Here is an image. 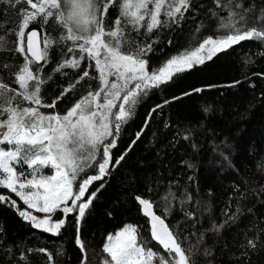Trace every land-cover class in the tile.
<instances>
[{"label": "snow or ice", "instance_id": "6c2138e0", "mask_svg": "<svg viewBox=\"0 0 264 264\" xmlns=\"http://www.w3.org/2000/svg\"><path fill=\"white\" fill-rule=\"evenodd\" d=\"M8 3L13 7L18 4L27 7L19 9L21 22L16 31L14 49L24 58L14 73L13 82L18 88L0 80V188L14 193L27 207L21 209L15 199L4 194H0V203L15 208L33 228L55 236H60L71 215L77 232L76 243L82 251L80 225L100 190L96 188L90 192L89 189L94 182L110 175V167L115 168L124 160L127 151L113 161L112 149L117 146L122 126L135 114L141 100L153 89L170 82L174 75L203 65L241 42L264 45V0H212L211 6L201 4L199 8L193 6L192 0H8ZM111 7L118 8L119 14L113 26L106 30L104 18ZM201 10L205 17L215 18L216 30L209 35H193L194 46L171 56L158 67L150 64L153 44L137 43L129 38L131 32L139 36L141 30L151 34L162 27L179 26L186 14L192 13L194 18ZM49 19H54L64 30L65 34L59 40L42 35L43 26ZM37 22L39 27L30 28ZM204 28L201 20L194 33H200ZM61 42L65 45L60 49L62 59L53 71L66 75L64 70L72 69L80 74L51 103H46L41 90L52 76H45L44 68L49 62L50 49ZM3 44L4 39L0 37V50H5ZM85 61L87 66L80 71ZM246 63H252L251 59ZM93 67L97 73L95 76L89 71ZM85 78L98 80L97 89L88 91L66 114L41 111L55 109L57 102ZM241 82L237 80L228 86L234 87ZM203 90L195 88L183 95ZM17 97L21 99L20 103L16 102ZM25 102L26 106H21ZM168 103L170 101L166 100L151 111L154 113ZM151 118L150 113L144 128ZM168 127L170 125L165 123V128ZM143 130L137 133V140ZM188 138V135L183 136L185 140ZM25 166L27 173L23 170ZM45 168L52 170L53 174L44 175ZM87 169H93L96 174H88ZM162 199L167 214H171L175 204L179 205L184 216L193 221L188 227L200 222L196 211L186 210L193 201L187 190L178 195L169 189ZM136 200L149 218L151 239L161 246L162 251L149 248L147 241L138 239L137 227L127 225L107 237L102 249L106 257L101 264H197L196 246H184L187 240L184 229L179 224L170 227L166 216L157 215L154 200L141 196ZM32 210L44 214L43 217L35 215ZM229 212L230 207L224 212L225 219L219 224L213 223L206 231L219 233L235 219L239 209L232 215ZM197 239L202 242L203 233ZM245 247L255 249L256 241L248 240ZM39 251L46 252L45 249ZM204 255L211 256V252L205 250ZM241 255L247 256V252ZM22 258L26 260V257ZM85 260L86 257L81 264H85Z\"/></svg>", "mask_w": 264, "mask_h": 264}, {"label": "trees", "instance_id": "16d2710c", "mask_svg": "<svg viewBox=\"0 0 264 264\" xmlns=\"http://www.w3.org/2000/svg\"><path fill=\"white\" fill-rule=\"evenodd\" d=\"M192 2L196 8L201 4L206 7L212 4V0ZM23 7L27 6L18 4L13 7L8 0H0V37L4 39L5 49L0 50V80L10 83L14 88H18L13 82L14 73L24 62L23 56L14 51L16 31L21 22L19 9ZM202 11L197 12L194 18L192 13L186 14L179 26L162 27L151 34L141 30L139 36L131 32L129 38L135 39L137 43H152L154 52L150 54V64L158 67L171 56L194 46L191 39L193 35H209L216 30L215 18L205 17ZM118 14V8L109 9L104 18L106 30L113 26ZM201 20L205 28L200 33H194ZM37 27L39 22L30 25V28ZM43 28L42 35L47 34L53 40H59L65 34L54 19H49ZM170 40L171 44L168 43ZM64 46V42H61L49 52L44 75H51L52 79L41 90V97L46 103H51L80 74L72 69H65L66 75L53 71L62 59L60 49ZM262 53L264 45L241 42L218 53L203 65L174 75L170 82L153 89L141 100L135 114L121 128L117 146L112 149L113 161L116 151L133 136L137 126L146 122L151 110L167 100L170 103L155 114L164 143L159 154L134 158L129 162L131 177L110 167V175L93 183L90 192L101 188V184L120 189L130 201L133 211L131 216H126L123 208L117 205L107 208L105 214L108 218L96 223L99 237L114 234L130 223L137 227L138 239L147 241L149 248L161 252V246L151 239L149 219L136 200L137 196H141L156 202V213L162 218L166 216V223L170 227L175 228L179 224L184 229V235L187 236L184 246H196L197 264H264V76L257 75L264 74ZM249 58L252 63L247 64ZM87 63L85 61L82 64L80 71ZM4 65L8 67L4 68ZM89 71L91 76L97 75L94 67ZM237 80L242 82L234 87L228 86ZM98 84L96 79L85 78L57 102L55 109L41 111L64 115L88 91L96 90ZM195 88L204 90L189 96L183 95ZM16 102L20 103L21 99L17 97ZM21 106H26V102ZM205 108L209 111L205 112ZM165 123L170 127L165 128ZM184 135L189 138L183 139ZM93 169L86 171L94 175L96 172ZM17 170L20 171L19 168ZM23 170L26 173L28 171L26 166ZM51 171L45 168L44 175H49ZM169 189L178 195L185 190L192 194L193 201L186 206V210L197 212L200 222L195 223L194 227H188L193 221L184 216L178 204L173 206L171 214L164 212L162 197ZM0 194L11 196L21 209L27 207L9 190L0 188ZM229 207V215L239 209L235 219L219 233L206 231L213 223L219 224L225 219L224 212ZM32 211L37 216L44 215ZM72 220L70 215L60 236H55L33 228L30 222L19 216L15 208L0 203V228L3 229L0 232V264H80L75 252ZM201 233L203 241L199 242L197 238ZM248 240L256 241L255 249L245 247ZM86 249L94 264H101V260L106 257L103 251L98 253L97 247H92L90 242H87ZM205 250H209L211 256H205ZM245 251L247 256L241 255ZM22 257H26V260Z\"/></svg>", "mask_w": 264, "mask_h": 264}, {"label": "rangeland", "instance_id": "374dc122", "mask_svg": "<svg viewBox=\"0 0 264 264\" xmlns=\"http://www.w3.org/2000/svg\"><path fill=\"white\" fill-rule=\"evenodd\" d=\"M156 112H151V120L148 122L147 128H144L145 123L136 127L133 136L122 143V148L116 151L115 156L116 158L119 157L122 153L127 151V154L121 163L116 166L114 169L131 177L129 171V162H131L134 158L144 157V156H153L159 154L162 146H163V138L160 137V129L159 124L155 119ZM143 130V134L137 140L136 136L137 133ZM134 142V143H133ZM130 149V150H128ZM53 174L51 171L49 175ZM123 208L126 216H131L132 205L128 198L122 193V191L112 185H103L100 188L96 198L93 200L92 206L86 212L85 217L83 218L80 230H79V238L82 240L84 244V250L82 251L79 245L76 243L77 232L76 229L73 227L74 232V243H75V252L76 256L78 257L80 264L82 259L86 257L85 264H94V262L88 257V250L86 249L87 242L92 244V247H97L98 253L102 251L103 245L106 243L107 237H99L96 234V223L98 221H104L108 218L105 214V210L110 206H116ZM74 224V220H72ZM127 225H132L127 223ZM124 226V227H125ZM123 227V228H124ZM123 228L118 230L116 233L121 231ZM114 233V234H116ZM111 234V235H114ZM91 247V246H90ZM88 249H92V248ZM101 257V255H100ZM98 257V259H101Z\"/></svg>", "mask_w": 264, "mask_h": 264}, {"label": "water", "instance_id": "95a60500", "mask_svg": "<svg viewBox=\"0 0 264 264\" xmlns=\"http://www.w3.org/2000/svg\"><path fill=\"white\" fill-rule=\"evenodd\" d=\"M41 47H43V43H42V36H41ZM142 198H144V197H142ZM141 209H142V206H141ZM154 211H155V209H154ZM158 215V214H157ZM148 218V217H147ZM149 219V218H148Z\"/></svg>", "mask_w": 264, "mask_h": 264}]
</instances>
